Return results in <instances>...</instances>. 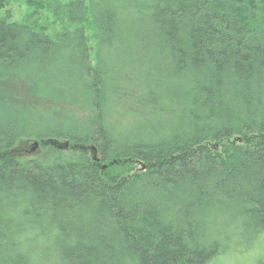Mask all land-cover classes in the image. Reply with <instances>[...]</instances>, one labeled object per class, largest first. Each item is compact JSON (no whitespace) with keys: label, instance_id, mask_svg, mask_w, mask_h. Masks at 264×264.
I'll use <instances>...</instances> for the list:
<instances>
[{"label":"trees","instance_id":"1","mask_svg":"<svg viewBox=\"0 0 264 264\" xmlns=\"http://www.w3.org/2000/svg\"><path fill=\"white\" fill-rule=\"evenodd\" d=\"M8 2L0 264H209L264 237V0H68L53 34ZM28 75L68 89L55 123L11 93ZM31 140L53 159L15 155Z\"/></svg>","mask_w":264,"mask_h":264},{"label":"rangeland","instance_id":"2","mask_svg":"<svg viewBox=\"0 0 264 264\" xmlns=\"http://www.w3.org/2000/svg\"><path fill=\"white\" fill-rule=\"evenodd\" d=\"M67 2L68 0H9L5 11L15 22L30 24L40 32L53 34L61 29L59 13L61 7ZM48 77L49 79L42 84L29 75L26 78L33 85L16 80L9 83L15 86L11 93L19 96L20 101H24L23 108L30 109L28 116L44 125H51L55 123L54 121H58L59 114L68 107L67 103L59 98V96L68 98L65 93L68 89L57 86L53 76ZM56 148L49 142L31 140L22 142L14 151L15 155L48 162L53 159L52 151ZM209 264H264V237L242 253L235 250L224 252Z\"/></svg>","mask_w":264,"mask_h":264},{"label":"bare ground","instance_id":"3","mask_svg":"<svg viewBox=\"0 0 264 264\" xmlns=\"http://www.w3.org/2000/svg\"><path fill=\"white\" fill-rule=\"evenodd\" d=\"M36 147V146H35Z\"/></svg>","mask_w":264,"mask_h":264}]
</instances>
